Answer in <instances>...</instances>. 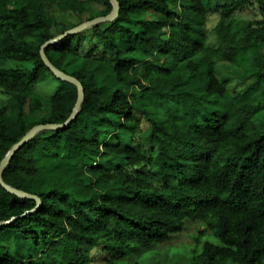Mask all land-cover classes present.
<instances>
[{
    "label": "trees",
    "instance_id": "obj_1",
    "mask_svg": "<svg viewBox=\"0 0 264 264\" xmlns=\"http://www.w3.org/2000/svg\"><path fill=\"white\" fill-rule=\"evenodd\" d=\"M117 1L115 19L45 49L83 98L3 168L41 204L0 184V264H161L152 256L198 222L188 264H264V0ZM246 8L261 18L235 16ZM112 10L0 0V164L77 103L43 45Z\"/></svg>",
    "mask_w": 264,
    "mask_h": 264
},
{
    "label": "rangeland",
    "instance_id": "obj_2",
    "mask_svg": "<svg viewBox=\"0 0 264 264\" xmlns=\"http://www.w3.org/2000/svg\"><path fill=\"white\" fill-rule=\"evenodd\" d=\"M102 7L97 4L89 5V14L93 15L97 12L101 11ZM239 19L252 20L261 18L260 12L254 8H246L235 15ZM56 18L59 21H64L67 23H77L78 19L74 15L65 16L61 13H56ZM211 22L209 24V28H213L214 25L218 21V15H211ZM159 62L155 60V64ZM221 71L226 74L228 73L227 66H222ZM233 75V76H232ZM229 76L228 86L231 90L236 86V81H241L240 74H232ZM236 79V81L234 80ZM6 96L0 91V107L5 104ZM48 111V109H47ZM46 111V112H47ZM44 114V113H43ZM141 120V129L144 130L148 127V123L146 119L142 115H138ZM200 223V222H198ZM198 223H189L186 228L179 234L175 236L173 241L167 245H164L160 250L157 251V254H154L152 258L155 262H159L161 264H165L166 261H173L177 264H188L190 261V249L197 248L196 237L198 236V232L200 230V225ZM200 249V246H199ZM171 251V252H170ZM91 264H103V260L101 259H93Z\"/></svg>",
    "mask_w": 264,
    "mask_h": 264
},
{
    "label": "water",
    "instance_id": "obj_3",
    "mask_svg": "<svg viewBox=\"0 0 264 264\" xmlns=\"http://www.w3.org/2000/svg\"><path fill=\"white\" fill-rule=\"evenodd\" d=\"M110 3L113 5V10L107 15V16H104V17H98V18H95L93 20H90V21H87V22H84L70 30H68L67 32H65L64 34L46 42L42 49H41V58L43 60V62L45 63V65L51 70V72H53V74L63 80V81H68V82H72L74 83L77 88H78V100H77V103L74 107V110H73V113L72 115L70 116V118L64 123V124H59V125H40V126H37L35 128H33L28 134H26L17 144H15L10 150L9 152L7 153V155L5 156V158L2 160L1 164H0V184L5 188L7 189L8 191H10L11 193L15 194V195H18L22 198H28V199H33L37 202V205L36 207L31 211H36L37 208L40 206L41 202H40V199L34 195H31V194H28V193H25L23 191H19V190H16V189H13L12 187L6 185L2 179V176H1V172L3 170V168H5L9 162L11 161L12 157L14 156V154L24 145L26 144L29 140L32 139V137L37 134L38 132H40L41 130L43 129H54V130H60V129H64L65 127H67L77 116L78 114V109H79V106H80V103L82 101V98H83V88H82V85L79 81H77L75 78H73L72 76H69V75H66L64 74L63 72H60L59 70H57L48 60L47 56H46V53H45V49L54 44V43H57L61 40H63L65 37L69 36V35H72V34H77L83 30H86L88 28H91L92 26H94L95 24L99 23V22H106V21H111L113 19H115L117 16H118V10H119V3L117 0H109ZM7 222H5L4 224L2 225H6ZM0 225V226H2Z\"/></svg>",
    "mask_w": 264,
    "mask_h": 264
}]
</instances>
